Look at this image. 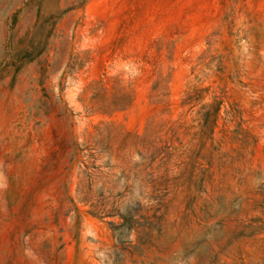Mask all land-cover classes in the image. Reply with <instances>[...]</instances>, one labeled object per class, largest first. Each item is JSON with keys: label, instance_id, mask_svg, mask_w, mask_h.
Returning <instances> with one entry per match:
<instances>
[{"label": "rangeland", "instance_id": "rangeland-1", "mask_svg": "<svg viewBox=\"0 0 264 264\" xmlns=\"http://www.w3.org/2000/svg\"><path fill=\"white\" fill-rule=\"evenodd\" d=\"M0 264H264V0H0Z\"/></svg>", "mask_w": 264, "mask_h": 264}]
</instances>
